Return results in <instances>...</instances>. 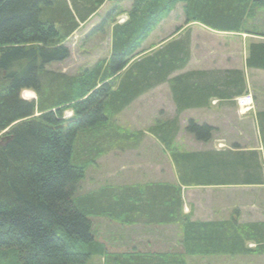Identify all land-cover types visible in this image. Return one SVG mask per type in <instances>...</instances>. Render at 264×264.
<instances>
[{
	"label": "trees",
	"instance_id": "obj_1",
	"mask_svg": "<svg viewBox=\"0 0 264 264\" xmlns=\"http://www.w3.org/2000/svg\"><path fill=\"white\" fill-rule=\"evenodd\" d=\"M107 1L115 0H0V264H86L93 257L105 264H186L185 257L192 256H263L264 222L193 221L183 214L181 187L263 185L264 110L256 114L262 156L240 150L172 152L176 116L149 133L173 155L178 183L124 186L85 197L76 191L109 143L138 142L108 123L140 95L167 83L180 114L207 107L214 97L230 101L246 93L239 70L177 74L189 60L188 37L132 62L176 5L183 4L184 25L264 38L255 25L264 0H132L126 11L112 8L101 24L112 22L108 59L75 76L46 70L68 58L66 41ZM120 15L126 19L117 23ZM247 50L246 68L264 71V42ZM24 90L36 99H22ZM68 110L72 117L63 119ZM185 132L206 143L213 131L189 120ZM91 217L124 226L174 224L183 253L110 254L96 241Z\"/></svg>",
	"mask_w": 264,
	"mask_h": 264
},
{
	"label": "rangeland",
	"instance_id": "obj_2",
	"mask_svg": "<svg viewBox=\"0 0 264 264\" xmlns=\"http://www.w3.org/2000/svg\"><path fill=\"white\" fill-rule=\"evenodd\" d=\"M131 2L132 0L105 2L99 11L85 24L81 25L80 29L66 41L65 46L69 49L68 58L62 62L50 63L46 65L45 69L75 76L108 59L111 53L110 25L112 22L109 24L106 22L102 26L101 24L112 8L118 6L119 10L126 11L130 8ZM182 10L183 4L176 5L170 15L142 43L140 48L142 53L132 62H138L142 57L164 48L172 40L179 38L184 40L188 37L189 60L185 65V69L179 70L177 74L187 72L208 74L212 71L239 70L244 75L245 92H250L253 95V97L251 96L255 101L253 109L252 103L248 106H241L242 100L245 99L243 96L233 97L230 101H222L214 97L210 99L206 109H199L196 112L191 111L188 115H178L172 101L169 84L159 85L137 97L120 113L110 118L108 123L110 130L115 131L117 134H125L130 142L132 139H138V142L134 146H131L129 142L113 145L109 143L107 148L103 149V154L96 157L94 163L87 167L84 179L78 183L77 195L85 197L89 193L96 194V192L106 189L119 190L124 186L146 187L148 183H178L179 173L173 155L165 150L156 136L149 133L150 128L168 124L176 116L178 133L175 134L173 139L172 152H206L208 149L222 150L230 147L218 139L211 141L212 143L210 141L206 143L196 141L192 134L185 132V127L187 122L191 120L190 118L194 119L198 125H202L200 122L204 123V121L213 126H223L227 123L229 125L227 129H232L235 126L239 130L238 133L241 135V139L249 137L253 143L257 141L255 116L258 109L264 108V71L246 68L245 59L248 54L249 41L263 42L264 39H250L242 34L210 31L197 24L184 25ZM258 18H261V21L257 20L258 22L264 23L263 14ZM125 19V15L115 17L117 23H122ZM262 31L264 32V28H262ZM180 35L181 37H179ZM145 48H148V50H144ZM132 62L126 68L131 66ZM119 81L120 76H118L116 83L113 82L114 87ZM27 92L33 93L25 90L21 93V97L28 101L36 99L34 93L33 98L31 96H28L29 99L26 98L25 94ZM248 97L250 96L248 95ZM239 98L242 99L239 100ZM70 117H72L71 111L68 110L63 113V119ZM182 118L185 122L182 121ZM243 124H245L244 127ZM139 133H141V136L137 135ZM212 136L217 135L212 132ZM248 190L235 185L224 189L222 192L227 196L225 201L223 199L224 210L222 209V212H220L222 216L218 215L216 218L227 220L230 217H239L238 221L241 219L240 221L245 223L264 220V209L262 210L259 206L261 210H257V205L252 203L255 200L261 203V207L264 208V190L253 192ZM207 191L209 190L205 191V187L194 189L192 193H188L190 196L192 195L193 199H190L189 195L183 198L187 205L191 203L196 206H194L195 209H192V213L189 212L191 209L187 207L189 211L185 215H192L190 216L191 220L201 221L209 217L207 215L208 211L204 210L208 198L205 196ZM234 204H237V207H242L243 213L240 211L241 209L233 207ZM235 210H238L239 213H235ZM90 219L93 222L92 233L96 241L102 242L107 251L113 255L141 252V247L143 254L146 253L148 256L168 254L170 253L169 245H178L181 242L180 229L174 224L162 227L158 225L144 226L142 223L137 226H124L114 224L103 217H91ZM113 235L117 238L130 239L132 240L130 243L139 238L147 242L133 243L131 245L134 248L129 245L125 249H120L121 253H115L113 251L115 245L111 244ZM155 240H158V242H154ZM165 243L168 245L164 246ZM136 245L139 247L136 248ZM121 246L124 247L125 245ZM247 246L253 248L254 244L249 243ZM179 250L178 253H183L182 248ZM261 257H264V255L236 256L235 258L192 256L185 257L184 261L186 264H242L241 261L243 260V264H264V259H260ZM251 259L262 261H247ZM99 260L103 262L102 264L105 263L104 258L93 257L86 264H98L97 261Z\"/></svg>",
	"mask_w": 264,
	"mask_h": 264
},
{
	"label": "crops",
	"instance_id": "obj_3",
	"mask_svg": "<svg viewBox=\"0 0 264 264\" xmlns=\"http://www.w3.org/2000/svg\"><path fill=\"white\" fill-rule=\"evenodd\" d=\"M262 14L264 15V13H261V14H259L257 16L256 19L261 21V18H258V17L262 16ZM255 25L257 27L264 28V23L263 22H258L257 21V23ZM260 30L262 31V29H260ZM242 35H245V34H242ZM246 36H248L250 39H253V38H256V39H264L263 37L256 36V35H246ZM179 37H181V35ZM253 43H259V42L256 41V40H250L248 45L253 44ZM246 47H245V49H246ZM144 50H148V48H145ZM216 99H218V98H216ZM219 100H221V99H219ZM219 103H220V101H219ZM199 109L200 110L206 109V107L199 108ZM199 109H189V110H186V111L181 112L180 114L182 116L183 115H188L191 111H195L196 112V110H199ZM263 110H264V108L263 109H260V110L258 109V112L263 111ZM180 114H178V115H180ZM190 119L191 120H194L192 118H190ZM182 121H184L183 118H182ZM255 121H256L255 123L257 124V126H256V128H257V130H256V133H257V141L253 143V141H251L249 139V137L247 139H241V135L238 133L239 130H237L235 128V126L232 129H227V126H229L227 123L226 124H223V126H213L212 124H209L206 121H204V123H202V122H200L198 120V122H200L201 124H206L207 126H210L212 128V131L216 133L217 136H212L211 141H214L215 139H218V140H221L222 142H224V144H228V146H230V147H226V149L224 148L222 150H215V149L214 150L213 149H210L209 150L208 149V151H206V152H211V153H215L216 154V153H220V152H224V151H230V150L231 151H239V150L240 151H256V152H258L262 156L263 155L262 138H261V135H260V132H259V126H258L256 117H255ZM181 122H180V125H181ZM233 125H236V124H233ZM242 126L244 127L245 124H243ZM227 187H232V186H223V185L222 186H213V185H211V186H208V187L205 186V191L206 190H209L210 192L212 191V193L210 194V192L207 191L206 194H205V196L208 197V198L206 199V206H205L204 210L205 211H208L207 212L208 213L207 215L209 217L206 220H201V221H220V220H223V218H216V217L218 215H221L222 216V214L220 212H222V209L224 210V202H223V199L225 201V199L227 198V196L222 191L224 189H227ZM236 187L244 188V190L245 189H249L248 190L249 192L259 191V190L263 191L264 190V184L263 185H258V186L237 185ZM194 189H203V187H182V200H183V203H184L183 214H187L188 213L189 210H187V207H189L191 209V211H189L190 213H192V211H193L192 209L194 208L195 205H193L191 203H189L187 205L183 198H185L186 195H189L188 193H192L194 191ZM189 197H190V199H193L192 198V195L191 196L189 195ZM252 203H255L254 205H257V208L255 207L257 210H261V209L263 210L264 209V208L261 207V203L256 202L255 200L252 201ZM259 206H260L261 209L259 208ZM233 207H236L237 209H241L240 211H242V213H243V210H242L243 208L242 207H237V204H234ZM238 219H239V217H238ZM240 220H239V222L245 223V222H242ZM256 222H264V220H262V221H256ZM137 225L138 224H134V226H137ZM143 225L144 226H149L148 224H143ZM131 241L132 240H130V239L128 240V239L123 238V237L117 238L115 235H113L112 242H111V244L113 246L115 245L113 251L115 253H121V250L120 249H122V248L125 249V248H127L129 245H131L133 243H142V242H145L146 243L147 242V241H143L141 238H139L138 240L134 241L133 243H130ZM154 242H158V240H155ZM154 242H152V243H154ZM128 243H130V244H128ZM121 245H125V246L122 247ZM167 245L168 244L165 243L164 246H167ZM169 246H170L169 249L172 252H179L180 251L179 250L180 249V244H178V245L177 244H171ZM131 247L134 248L132 245H131ZM135 247L138 248L139 246L136 245ZM136 251H138V250H136ZM136 251H134V252H136ZM131 254H136V255H132L133 257H141L143 255V249H142V247H141V252H136V253H133L132 252ZM260 259H264V257H261ZM252 260H258V259H251V260H247V261H250L251 262ZM99 261H97L98 264H102L103 263V262H101V261L99 262ZM258 261H262V260H258ZM241 262H242V264L244 263L243 260Z\"/></svg>",
	"mask_w": 264,
	"mask_h": 264
},
{
	"label": "bare ground",
	"instance_id": "obj_4",
	"mask_svg": "<svg viewBox=\"0 0 264 264\" xmlns=\"http://www.w3.org/2000/svg\"><path fill=\"white\" fill-rule=\"evenodd\" d=\"M248 95L253 97V95H252L250 92L244 93V94L241 95V96H243V98H244V97L247 98ZM28 96H31V97L33 98V93H28V92H27V93L25 94V97L28 98ZM246 96H247V97H246ZM239 97H240V96H239ZM22 98H23V97H22ZM23 99H24V98H23ZM28 99H29V98H28ZM239 99H242V98H239ZM252 99H253V100H252V109H253L254 98H252ZM25 100H26V99H25ZM237 100H238V99H237ZM237 100H236V101H237Z\"/></svg>",
	"mask_w": 264,
	"mask_h": 264
},
{
	"label": "built area",
	"instance_id": "obj_5",
	"mask_svg": "<svg viewBox=\"0 0 264 264\" xmlns=\"http://www.w3.org/2000/svg\"><path fill=\"white\" fill-rule=\"evenodd\" d=\"M240 100V99H239ZM252 103V98L251 96L250 97H247L245 99L242 100V103H241V106H248ZM252 105V104H251Z\"/></svg>",
	"mask_w": 264,
	"mask_h": 264
}]
</instances>
